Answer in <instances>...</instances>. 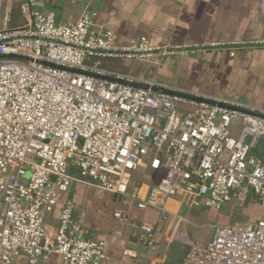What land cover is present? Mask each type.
I'll use <instances>...</instances> for the list:
<instances>
[{"label":"built area","instance_id":"built-area-1","mask_svg":"<svg viewBox=\"0 0 264 264\" xmlns=\"http://www.w3.org/2000/svg\"><path fill=\"white\" fill-rule=\"evenodd\" d=\"M24 12L28 25L0 31V264H49L54 256L60 264H106L105 244L83 236L72 202L60 212L56 235L47 231L48 217L74 184L142 210L162 211L178 194L219 210L244 202L248 192L264 207V160L252 155L264 139V119L44 65L154 86L101 61L166 50L145 37L120 46L111 32L96 31L90 14L64 24L28 5ZM144 168L166 176L142 199L133 177ZM141 228L152 245L153 228ZM183 264H264V218L215 226L212 241L193 247Z\"/></svg>","mask_w":264,"mask_h":264},{"label":"crops","instance_id":"crops-1","mask_svg":"<svg viewBox=\"0 0 264 264\" xmlns=\"http://www.w3.org/2000/svg\"><path fill=\"white\" fill-rule=\"evenodd\" d=\"M27 5L64 24L90 14L96 31L111 32L120 46L145 37L152 47L166 50L142 60H113L110 65L121 62L126 68L114 72L264 111V0H0V31L28 25ZM240 128V121L233 123L234 136ZM252 155L264 160V139ZM165 176L164 170L150 168L136 172L133 184L142 186L140 198ZM67 202L76 206L83 236L105 244L106 264H183L193 247L212 241L215 226L264 218V207L252 192L244 202L235 199L219 210L206 207L202 198L178 194L161 211L142 210L122 196L74 184L47 219L52 237ZM143 224L153 228L152 245ZM49 264L60 260L54 256Z\"/></svg>","mask_w":264,"mask_h":264},{"label":"water","instance_id":"water-1","mask_svg":"<svg viewBox=\"0 0 264 264\" xmlns=\"http://www.w3.org/2000/svg\"><path fill=\"white\" fill-rule=\"evenodd\" d=\"M3 58H6V57H0V59H3ZM41 63L44 64V65H48V66L54 67L56 69L65 70V71L73 73V74L88 75V76H92V77H95V78H98V79H102V80H105V81H109V82H121V83H124L126 85H130L132 87L138 88V89H143V90H146V91H150L151 93H154V94L169 95V96H174V97H179V98H183V99H186V100L194 101V102H197V103H206V104H209V105H212V106H216V107H219V108L231 111V112H238L240 114L250 115V116L259 117V118L264 119V114H261V113H258V112H253L251 110L240 108V107L234 106L232 104H228V103L215 101V100H212V99H205V98L196 97V96H193V95H190V94H186V93H180V92L172 91L169 88H166L164 86H158V85H154L153 86V85H150V84H143V83L139 84V83L123 82V81H119V80H116V79L110 78V77H103V76H99V75H96V74L82 72V71H79V70L67 69V68H64V67H61V66H55V65H52V64H48V63H43V62H41Z\"/></svg>","mask_w":264,"mask_h":264},{"label":"trees","instance_id":"trees-1","mask_svg":"<svg viewBox=\"0 0 264 264\" xmlns=\"http://www.w3.org/2000/svg\"><path fill=\"white\" fill-rule=\"evenodd\" d=\"M117 60H119V59H117ZM113 61V59H103L101 62V67L102 68H107V70H113V71H116L117 69L119 70H125V67L123 66V64H118L119 62H117V63H112L111 65H110V62H112ZM111 67H113V68H111ZM114 68H116V69H114Z\"/></svg>","mask_w":264,"mask_h":264},{"label":"rangeland","instance_id":"rangeland-1","mask_svg":"<svg viewBox=\"0 0 264 264\" xmlns=\"http://www.w3.org/2000/svg\"><path fill=\"white\" fill-rule=\"evenodd\" d=\"M118 64L120 65V64H123V63L119 62ZM123 65H124V64H123ZM125 69H126V68H125Z\"/></svg>","mask_w":264,"mask_h":264}]
</instances>
